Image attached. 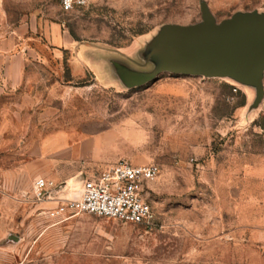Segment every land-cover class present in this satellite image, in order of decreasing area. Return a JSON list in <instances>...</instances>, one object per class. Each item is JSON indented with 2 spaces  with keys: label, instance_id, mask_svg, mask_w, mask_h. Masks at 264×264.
<instances>
[{
  "label": "rangeland",
  "instance_id": "1",
  "mask_svg": "<svg viewBox=\"0 0 264 264\" xmlns=\"http://www.w3.org/2000/svg\"><path fill=\"white\" fill-rule=\"evenodd\" d=\"M236 17L264 20V0H88L69 12L0 0V264H264L260 83L160 56L171 53L162 31ZM182 50L172 63H204L193 33ZM121 160L161 169L154 227L46 215L55 203L38 200L37 178L72 195Z\"/></svg>",
  "mask_w": 264,
  "mask_h": 264
},
{
  "label": "built area",
  "instance_id": "2",
  "mask_svg": "<svg viewBox=\"0 0 264 264\" xmlns=\"http://www.w3.org/2000/svg\"><path fill=\"white\" fill-rule=\"evenodd\" d=\"M86 4L88 0H60L64 12ZM259 106L264 107V94ZM160 172V167L155 163L135 165L121 160L91 173L81 181L80 188L72 195H64L67 187L59 191L55 182L43 177L35 180L34 188L38 200L47 199L55 203L54 207L46 211L51 219L86 213L149 229L156 224L149 201L150 186Z\"/></svg>",
  "mask_w": 264,
  "mask_h": 264
},
{
  "label": "water",
  "instance_id": "3",
  "mask_svg": "<svg viewBox=\"0 0 264 264\" xmlns=\"http://www.w3.org/2000/svg\"><path fill=\"white\" fill-rule=\"evenodd\" d=\"M193 33L204 58V63L178 65L185 57L182 47L185 37ZM171 48L161 64L171 65L176 70L205 76L233 77L243 84L260 83L256 104L263 98L262 70L264 68V20L257 17H236L215 24L209 20L204 25L175 27L161 33ZM161 42L160 39L155 40ZM158 46V45H157ZM178 61V64L171 62ZM167 60V61H166Z\"/></svg>",
  "mask_w": 264,
  "mask_h": 264
},
{
  "label": "crops",
  "instance_id": "4",
  "mask_svg": "<svg viewBox=\"0 0 264 264\" xmlns=\"http://www.w3.org/2000/svg\"><path fill=\"white\" fill-rule=\"evenodd\" d=\"M50 34L52 35L51 37V43L54 46H58V45H63L65 42H67V39L65 38V36L62 34V30H61V26L59 24H55L51 29H50ZM4 44L5 43H0V50L4 49ZM13 48L16 46V44H12ZM1 57H3L1 55ZM2 59V58H1ZM4 69V64L3 62L0 63V70ZM11 69V73H12V77L14 78H19L21 72H22V67L21 64L19 62H15L14 65L10 66ZM225 78L227 80H230L231 82H233L234 84L237 85H242L244 86L245 84L239 82L237 79L233 78V77H222Z\"/></svg>",
  "mask_w": 264,
  "mask_h": 264
}]
</instances>
